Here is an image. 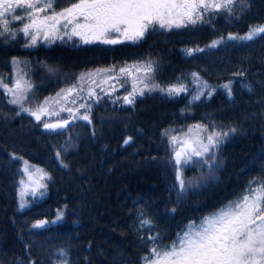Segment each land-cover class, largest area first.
I'll list each match as a JSON object with an SVG mask.
<instances>
[{
    "label": "trees",
    "instance_id": "16d2710c",
    "mask_svg": "<svg viewBox=\"0 0 264 264\" xmlns=\"http://www.w3.org/2000/svg\"><path fill=\"white\" fill-rule=\"evenodd\" d=\"M63 2L61 6L68 0ZM250 3L251 8L240 19L229 22L217 15L211 24L167 31L157 28L135 43L74 46L73 42L53 40L25 48L22 33L7 42L0 38V76L12 82L11 57H18L15 75L29 80L33 85L31 95L41 101L74 83L82 71L111 65L119 68L124 61L131 65L145 58L157 61L154 75L161 84L198 71L213 85L232 79L234 94L230 101L218 88L211 99L189 105L187 93L169 98L158 90H145L144 95H137L134 106L114 104L103 95L91 110V125L83 120L70 122L74 126L59 135L60 130H45L26 113L17 116V106L9 104V97L0 89V264H14V258L25 253L29 241L32 254L39 256L49 244L58 245L68 237L75 245L74 258L86 254L91 240L93 257L108 264L106 258L96 255V245L106 250L107 257L119 249L132 251L135 237L127 225L133 201H138L136 207L148 205L161 233L172 237L190 220L198 223L205 213L233 198L249 179L264 172V39L218 46L192 56L183 51L196 45L204 47L229 31L242 35L250 24L264 23V0ZM40 61L57 66L58 71L49 73ZM237 67L247 69L246 80L253 84L252 92L242 86L241 77L231 75ZM125 79L123 86L116 84L114 97L131 90L132 77L122 75L121 80ZM60 115L66 117L67 113ZM42 119L54 121L56 117ZM213 120L218 126H235L238 130L220 145L213 177L205 178L207 169H196L199 166L191 163L180 168L186 190L178 198L175 168L166 160H152L168 151L160 132L169 126L185 131L198 121L207 124ZM69 136L74 146L62 152L69 165L63 168L55 159V150ZM127 136L133 139L125 145ZM13 152L50 176L44 197L23 211H18L17 202L21 160H13ZM65 205L64 216L58 222L39 229L31 227L36 219L52 221Z\"/></svg>",
    "mask_w": 264,
    "mask_h": 264
},
{
    "label": "snow or ice",
    "instance_id": "6c2138e0",
    "mask_svg": "<svg viewBox=\"0 0 264 264\" xmlns=\"http://www.w3.org/2000/svg\"><path fill=\"white\" fill-rule=\"evenodd\" d=\"M250 8V0H68L63 6L58 5L57 0H0V38L7 42L15 40L22 33L25 48L35 46L41 36L46 42L54 37L62 41L67 38L74 46L79 42L116 45L127 40L135 43L143 40L149 31L157 30V27L167 31L189 25L211 24L217 15L225 16L230 22L233 18L240 19ZM13 22H18V26H13ZM73 37L79 38L78 41ZM257 38L264 39V23L250 24L242 35L229 31L226 36L220 34L211 39L204 47L196 45L183 51L192 56L218 46L244 45ZM11 62L15 73L19 58L12 56ZM39 63L49 73L58 71L55 65L44 61ZM156 68V60L145 58L135 60L131 65L124 61L119 68L111 65L82 71L75 77L74 83L60 88L55 96L44 97L42 101L31 95L33 85L22 75L14 74L11 85L0 76V88L9 97L8 103L17 106V116L26 113L43 129L51 132L60 130L59 135L74 126L70 122L83 120L91 125V110L103 95H107L114 104L134 106L137 95H144L145 90H158L169 98L187 93L191 105L202 97L211 99L221 88L230 101L234 99L232 79L213 85L200 72L192 71L187 74L191 77L190 81L178 76L173 82L161 84L154 75ZM246 73V68L237 67L231 75L241 77L242 86L252 92L253 84L246 80ZM122 75L132 77L131 90L126 89L123 96L114 97L112 93L116 90V84L123 86L127 82L126 79L121 80ZM184 111L182 108L181 112ZM60 113H67V116ZM53 116L56 117L54 121L42 119ZM237 130L235 126H218L214 120L207 124L198 121L195 125H189L187 131L169 126L160 132L161 142H166L168 151L165 156H154L152 160H166L175 168L179 198L186 190L180 168L191 163L207 169L205 178L213 177L220 145ZM92 134L95 135L94 130ZM132 139L127 136L123 143L128 145ZM73 146L72 137L69 136L55 150V159L61 167L69 166L62 152L66 153ZM10 156L23 162L17 188L19 207L23 209L27 203L24 200L26 194L30 192L33 197L45 194L40 190L47 188L44 180L50 179V176L43 168L30 164L15 152ZM137 203L133 201L134 207L129 210L131 222L127 225L128 231L135 237L132 251L119 249L107 257L106 250L100 244L96 245V255L106 258L108 264H264V172L249 179L239 192L233 194V198L213 207L200 217L198 223L190 220L172 237L161 233L155 213L148 205L136 207ZM66 208L67 205L57 210V220L64 216ZM49 223L55 221L36 219L31 227L41 228ZM30 244L31 241L25 244V253L15 257L14 264H104L103 259L93 257L91 240L87 242L86 254L76 258L73 257L75 245L70 237L58 245L49 244L44 254L39 256L32 254ZM112 247L115 248L114 245Z\"/></svg>",
    "mask_w": 264,
    "mask_h": 264
},
{
    "label": "rangeland",
    "instance_id": "374dc122",
    "mask_svg": "<svg viewBox=\"0 0 264 264\" xmlns=\"http://www.w3.org/2000/svg\"><path fill=\"white\" fill-rule=\"evenodd\" d=\"M64 0H58V5H61V4H63L64 2H63ZM15 23V22H14ZM158 28V27H157ZM78 39L79 38H77V37H73V40H76V41H78ZM53 40H60V41H62L59 37H54V38H52L51 40H49V41H53ZM38 42H46L45 40H44V38L41 36L40 38H38ZM63 42H67V43H71L72 41H68L67 40V38H64V40H63ZM121 43H134V42H132V41H127V40H124V41H121L120 42V44ZM79 45H87V44H84L83 42H79L78 43ZM91 44H99V42H93V43H91ZM15 72H16V70H15ZM188 73H190V72H188ZM188 73H186L185 75H183V77L185 78V79H187L188 81H190L191 80V77H189V76H187V74ZM15 74V73H14ZM10 85H11V82L9 83ZM3 92H4V89H2V88H0ZM97 89H99V88H97ZM201 99H205L204 97H202ZM185 131H187V129L185 130ZM22 164H23V162L21 161V164H20V169H21V167H22ZM31 164V163H30ZM37 166V165H36ZM195 166V165H194ZM38 167H40V166H38ZM197 167V166H196ZM40 168H42V167H40ZM201 167L199 166V167H197L196 169H200ZM19 173H20V175H22V172H20V170H19ZM19 178H20V176H19ZM46 181H47V178H45V180H44V183H46ZM45 189H41L40 191H44ZM44 197V195L43 196H39V195H37L36 197H33L32 195H31V193L29 192L28 194H26L25 196H24V200L27 202L26 204H25V207L23 208V209H21L20 207H19V196H18V193H17V202H18V211H23V210H25V209H27L29 206H30V204L32 203V202H36L37 200H40V199H42ZM60 220V219H59ZM59 220H57L56 219V217L52 220V221H55V223L56 222H58ZM48 224H46L45 226H47ZM44 226V227H45ZM41 228H43V227H41ZM35 229H39V228H35Z\"/></svg>",
    "mask_w": 264,
    "mask_h": 264
}]
</instances>
